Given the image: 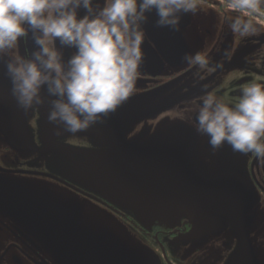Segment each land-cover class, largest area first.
<instances>
[{
	"label": "flooded vegetation",
	"instance_id": "flooded-vegetation-1",
	"mask_svg": "<svg viewBox=\"0 0 264 264\" xmlns=\"http://www.w3.org/2000/svg\"><path fill=\"white\" fill-rule=\"evenodd\" d=\"M225 12L206 0L178 32L148 13L136 93L75 135H56L47 97L19 108L0 63V264H264V160L213 152L189 111L264 82V34L235 36ZM198 51L216 68L202 79L183 60Z\"/></svg>",
	"mask_w": 264,
	"mask_h": 264
},
{
	"label": "clouds",
	"instance_id": "clouds-1",
	"mask_svg": "<svg viewBox=\"0 0 264 264\" xmlns=\"http://www.w3.org/2000/svg\"><path fill=\"white\" fill-rule=\"evenodd\" d=\"M205 2L103 0L101 6L95 0H0V63L11 95L27 112L45 103L46 92L48 120L62 125L57 136L103 123L137 91L147 14L155 12L157 27L178 32L182 16H195ZM224 7L222 22L235 36L264 34V0H224ZM80 9L86 14L80 16ZM29 37L34 49L25 48L22 55L21 42ZM65 47L76 49L67 60ZM183 60L198 68L194 75L199 79L201 72L216 70L205 51L185 53ZM239 92L227 99L207 91L189 109L195 113L193 126L208 138L213 152L227 144L234 152L264 160V82L248 81Z\"/></svg>",
	"mask_w": 264,
	"mask_h": 264
},
{
	"label": "water",
	"instance_id": "water-1",
	"mask_svg": "<svg viewBox=\"0 0 264 264\" xmlns=\"http://www.w3.org/2000/svg\"><path fill=\"white\" fill-rule=\"evenodd\" d=\"M29 46H32V45L29 44ZM57 47H58V48L61 47V46L59 45V42H58V41H57ZM62 51H63L65 57H71V54H70V50H69V48H67V47L62 48ZM43 95H45V97H47L46 92L43 93ZM48 99H49V98H48Z\"/></svg>",
	"mask_w": 264,
	"mask_h": 264
},
{
	"label": "rangeland",
	"instance_id": "rangeland-1",
	"mask_svg": "<svg viewBox=\"0 0 264 264\" xmlns=\"http://www.w3.org/2000/svg\"><path fill=\"white\" fill-rule=\"evenodd\" d=\"M7 77V76H6ZM8 78V77H7Z\"/></svg>",
	"mask_w": 264,
	"mask_h": 264
}]
</instances>
